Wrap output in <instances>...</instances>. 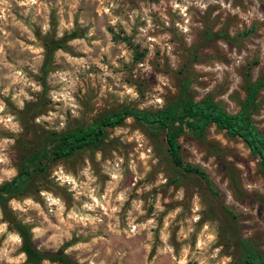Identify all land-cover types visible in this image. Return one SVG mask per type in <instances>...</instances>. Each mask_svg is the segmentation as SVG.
I'll return each mask as SVG.
<instances>
[{
  "label": "rangeland",
  "instance_id": "374dc122",
  "mask_svg": "<svg viewBox=\"0 0 264 264\" xmlns=\"http://www.w3.org/2000/svg\"><path fill=\"white\" fill-rule=\"evenodd\" d=\"M46 42L60 45L49 57ZM262 77L264 0H0V183L51 132L182 94L234 113ZM255 102L264 132V86ZM177 141L214 192L171 163L160 130L127 116L97 148L47 159L7 209L38 249L80 264H244L238 237L264 254L257 159L213 124ZM20 244L0 209V264H29Z\"/></svg>",
  "mask_w": 264,
  "mask_h": 264
},
{
  "label": "trees",
  "instance_id": "16d2710c",
  "mask_svg": "<svg viewBox=\"0 0 264 264\" xmlns=\"http://www.w3.org/2000/svg\"><path fill=\"white\" fill-rule=\"evenodd\" d=\"M45 46L47 57L55 48L60 47L59 44L51 42H46ZM263 86L264 77L247 82L244 99L238 111L234 113H229L210 97L195 101L186 94H182L178 101H173L155 111L121 108L103 113L84 126L48 134L42 146L27 155L18 157L16 174L0 183V209L20 237V250L26 262L41 264L43 260H50L60 264H80L66 254L62 247L54 250L38 249L32 243L29 228L15 221L10 215L6 206L8 199L22 195L30 189L34 178L44 171L47 159L65 158L82 148H97L104 139L106 128L119 125L127 116L147 127L160 130L171 163L184 172L193 173L203 179L211 192H214V189L204 172L182 160L180 145L177 141L182 132H189L199 137L206 126L213 124L229 136L238 137L248 148L250 154L257 159L264 175V132L255 126L250 117L256 106V93ZM237 241L242 249L244 264H264V254L254 244L241 237H238Z\"/></svg>",
  "mask_w": 264,
  "mask_h": 264
}]
</instances>
